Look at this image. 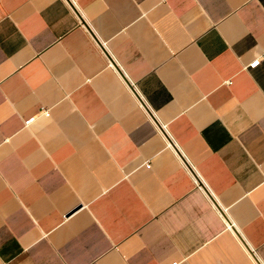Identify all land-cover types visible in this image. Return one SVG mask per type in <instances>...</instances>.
<instances>
[{
    "label": "crops",
    "instance_id": "1",
    "mask_svg": "<svg viewBox=\"0 0 264 264\" xmlns=\"http://www.w3.org/2000/svg\"><path fill=\"white\" fill-rule=\"evenodd\" d=\"M263 52L264 0H0V264H264Z\"/></svg>",
    "mask_w": 264,
    "mask_h": 264
},
{
    "label": "built area",
    "instance_id": "2",
    "mask_svg": "<svg viewBox=\"0 0 264 264\" xmlns=\"http://www.w3.org/2000/svg\"><path fill=\"white\" fill-rule=\"evenodd\" d=\"M262 58H264V52H263V55H262L261 58L257 59L256 61H254L253 63L250 64L251 67H252V68H256V67L259 65V63H260V61H261ZM175 147H176V146H175Z\"/></svg>",
    "mask_w": 264,
    "mask_h": 264
}]
</instances>
